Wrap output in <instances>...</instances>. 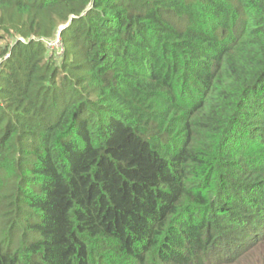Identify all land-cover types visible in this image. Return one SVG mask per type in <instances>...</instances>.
<instances>
[{
  "label": "trees",
  "instance_id": "obj_1",
  "mask_svg": "<svg viewBox=\"0 0 264 264\" xmlns=\"http://www.w3.org/2000/svg\"><path fill=\"white\" fill-rule=\"evenodd\" d=\"M0 44V264H264V0H0Z\"/></svg>",
  "mask_w": 264,
  "mask_h": 264
},
{
  "label": "built area",
  "instance_id": "obj_2",
  "mask_svg": "<svg viewBox=\"0 0 264 264\" xmlns=\"http://www.w3.org/2000/svg\"><path fill=\"white\" fill-rule=\"evenodd\" d=\"M47 45L50 47V48H56V49H60L61 50V38L60 36L58 35L54 40L50 41L47 43ZM9 54L6 55L4 57V59H0V64L2 63L3 60L9 58Z\"/></svg>",
  "mask_w": 264,
  "mask_h": 264
},
{
  "label": "rangeland",
  "instance_id": "obj_3",
  "mask_svg": "<svg viewBox=\"0 0 264 264\" xmlns=\"http://www.w3.org/2000/svg\"><path fill=\"white\" fill-rule=\"evenodd\" d=\"M11 41H12V40H10V42H11ZM1 44H2V45H5V44H7V43H6V42H3V43H1ZM1 44H0V45H1ZM56 53H57V54H60V53H61V52H60V49H59V51H56Z\"/></svg>",
  "mask_w": 264,
  "mask_h": 264
}]
</instances>
